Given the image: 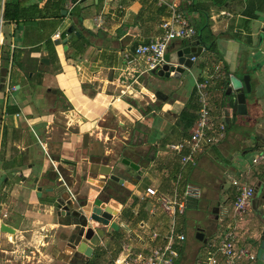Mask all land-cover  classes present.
I'll list each match as a JSON object with an SVG mask.
<instances>
[{"label":"crops","instance_id":"crops-1","mask_svg":"<svg viewBox=\"0 0 264 264\" xmlns=\"http://www.w3.org/2000/svg\"><path fill=\"white\" fill-rule=\"evenodd\" d=\"M7 2H26L27 9L40 12L20 23L9 21L4 17ZM172 5L196 29L192 40L199 35L210 39L218 55L208 63L207 56L197 61V68L184 81L173 80L171 89H166L169 101L153 103L142 91L152 77L148 59L135 55L127 60L124 54L134 53L164 33L161 25L171 19ZM1 14L3 52L15 55L17 62L13 68L12 60H3L2 55L0 219L14 227L17 236L10 243L0 234V247L7 248L0 264L21 260L26 264L38 256V264L66 261L65 249L54 239L61 225L52 219L53 211L43 205L37 192L38 186L46 184L42 163L60 167L70 178L80 174L84 158L91 153L111 154L125 144L155 155L151 170L131 186L124 215L113 221L119 227L125 223L139 240L117 228V239L108 240V255L98 264H114L124 248L149 254L163 240L150 244L148 235L156 231L164 239L172 230L186 236L177 245L176 264H207L229 232L238 235L239 247L257 256L264 222L252 202L241 217L235 216L233 204L235 182L256 188L264 178V166L252 163L264 150V0H0ZM70 27L80 35L64 43ZM183 42L190 40L174 43ZM53 52L58 62L53 61ZM42 58L50 62L42 63ZM216 67L226 78L214 82L211 108L213 116L227 126L226 139L207 147L196 166L182 168L180 156L167 147L189 137L195 124L192 117L196 122L199 110L195 81L207 78ZM246 75L251 77L247 114H238L232 105L228 115L225 95L230 78L243 80ZM69 108L87 121L69 122L63 115ZM86 133L89 140L84 144ZM91 187L83 181L75 191L84 196ZM151 187L166 197L181 194L186 212H167L147 195ZM97 194L91 190V199ZM199 229L207 244L196 238Z\"/></svg>","mask_w":264,"mask_h":264},{"label":"water","instance_id":"water-1","mask_svg":"<svg viewBox=\"0 0 264 264\" xmlns=\"http://www.w3.org/2000/svg\"><path fill=\"white\" fill-rule=\"evenodd\" d=\"M67 35L64 43L71 40L74 35L79 36L80 33L75 32L74 27H70ZM56 44L60 45L61 40H56ZM216 55L218 53L215 43L202 35H199L198 40L195 39L189 43H173L164 57L166 64L162 68L150 70L152 76L150 84L147 85L148 88L143 87L142 91L153 103L167 102L170 96L166 93V89H171L173 80L184 81L193 69L197 68V61L207 56L205 61L208 63ZM41 62L49 63L50 59L42 58ZM250 80V75H246L243 80L235 76L230 78L231 84L225 95L228 115L232 105L237 107L238 114H247L246 93L251 92ZM63 114L74 125L87 121L74 109H67ZM87 140H89L88 133L84 135V144ZM154 158L155 155L150 156L148 152L125 144L111 154L91 153L84 158L82 163L85 166L81 167L80 174H72L70 178L63 174L60 167H47L45 163L41 164L46 184L38 186L37 192L43 205L53 211L52 219L57 220L61 225L54 239L61 246L67 244L72 247L64 264H71L70 262L77 258L82 259L81 264H98L104 258L99 252L107 251L108 240L117 236V228H122L132 238L139 240V237L125 223L119 227L113 221L115 217L124 215L131 186L137 185L147 175ZM87 177L94 180L87 181ZM98 177L100 182H96ZM38 180L35 182L37 183ZM83 181L90 184L91 188L94 187L84 196L78 195L75 191V186ZM91 190L98 192L94 200L90 197ZM229 202L230 199L224 203L227 214L231 210ZM252 208L264 222V178L255 188ZM0 234L6 235L8 242L14 243L17 230L0 219ZM196 238L204 244L208 242L201 229L197 230ZM256 257V264H264V232L260 238Z\"/></svg>","mask_w":264,"mask_h":264},{"label":"built area","instance_id":"built-area-1","mask_svg":"<svg viewBox=\"0 0 264 264\" xmlns=\"http://www.w3.org/2000/svg\"><path fill=\"white\" fill-rule=\"evenodd\" d=\"M171 8L173 10L171 19L161 25L164 33L149 44L140 45L134 53H125L124 57L127 60H130L135 55L143 56L149 61V71L162 68L166 64L164 57L174 42L191 41L197 35L196 29L178 11L176 5H172ZM4 26L5 20L1 14L0 68L3 49L6 46ZM193 60L195 61L194 58ZM225 78L226 73L216 67L207 78L195 81L194 89L199 103L197 120L191 128L188 138L167 147L168 152L180 156L182 168L189 165L196 166L199 155L207 147L218 146L226 139L227 126L223 121H219L213 116L211 108L214 82ZM252 163L254 166H264V150L254 156ZM234 185L236 186L237 194L233 210L236 217H241L251 207V202L255 196V187L239 182H235ZM147 195L154 197L167 212L173 215L186 212L187 202L181 194L176 193L173 197H166L160 195L155 188L151 187L147 189ZM159 239L163 240V244L155 245L149 254L134 253L124 248L123 252L114 260V264H176L180 258L177 245L182 244L186 240V236L184 234H176L175 230H172L164 239L156 231L151 232L147 238L150 244H155ZM238 242L239 239L236 233H227L215 247V252L208 258L207 264H256V255L248 249L239 247Z\"/></svg>","mask_w":264,"mask_h":264},{"label":"trees","instance_id":"trees-1","mask_svg":"<svg viewBox=\"0 0 264 264\" xmlns=\"http://www.w3.org/2000/svg\"><path fill=\"white\" fill-rule=\"evenodd\" d=\"M34 7H31V8H28L27 9V5H26V2L24 3H20V2H7L6 4V7H5V12H4V17L6 20H9V21H16L18 23L21 22V20L23 19H28V18H32V17H35L36 14L38 12H40V10L38 11L37 9H32ZM78 11L77 8L74 9V13H76ZM6 47V46H5ZM52 56V59L53 61L55 62H58V56L56 54V52H53V54L51 55ZM9 60L13 62V68H14V63L17 62L16 58H15V55L10 54L5 50L3 52V60ZM15 109V108H14ZM9 109V113H13L14 111H16V109ZM14 110V111H13ZM188 113V110L185 111V113ZM195 118V117H194ZM196 120V118H195ZM192 117V123H195V121ZM194 125V124H193ZM191 200L188 201V206L190 207L192 204H191Z\"/></svg>","mask_w":264,"mask_h":264},{"label":"flooded vegetation","instance_id":"flooded-vegetation-1","mask_svg":"<svg viewBox=\"0 0 264 264\" xmlns=\"http://www.w3.org/2000/svg\"><path fill=\"white\" fill-rule=\"evenodd\" d=\"M70 109V108H69ZM67 110V109H66ZM65 110V111H66ZM63 113H64V111H63ZM64 115V114H63ZM65 116V115H64ZM66 117V116H65ZM67 118V117H66ZM68 119V118H67ZM68 121H69V119H68ZM117 239V237L116 236H114V237H112L111 238V240H116ZM2 241L0 240V243H1ZM111 242V241H110ZM110 242H109V244H110ZM108 246V245H107ZM64 249H65V253H64V257L66 258V260L68 259V254L72 251V247L70 246V245H67V244H64L63 246H62ZM108 250H109V248H107ZM106 251V252H104L103 251V253L101 252H99V254L100 255H103V257H107V255H108V252L109 251ZM7 252V248L5 247V248H2V247H0V259H1V257L3 256L2 254L4 253H6ZM84 260V259H83ZM82 261V259L81 258H77V259H75L74 261H72V262H70L71 264H81L80 262ZM60 263H62V264H64V261H62V262H60ZM69 263V262H68Z\"/></svg>","mask_w":264,"mask_h":264},{"label":"rangeland","instance_id":"rangeland-1","mask_svg":"<svg viewBox=\"0 0 264 264\" xmlns=\"http://www.w3.org/2000/svg\"><path fill=\"white\" fill-rule=\"evenodd\" d=\"M24 260V259H23ZM38 260H39V256L38 257H36V259H34V260H31L30 262H27L26 264H38L37 262H38ZM20 262H22V260L21 261H18V263L17 264H19ZM21 264V263H20ZM40 264H45V263H40Z\"/></svg>","mask_w":264,"mask_h":264}]
</instances>
